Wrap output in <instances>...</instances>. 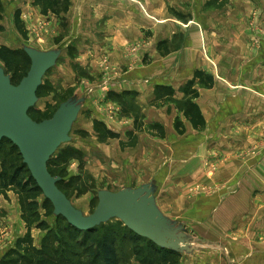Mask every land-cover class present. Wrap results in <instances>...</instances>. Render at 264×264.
<instances>
[{
    "label": "rangeland",
    "instance_id": "374dc122",
    "mask_svg": "<svg viewBox=\"0 0 264 264\" xmlns=\"http://www.w3.org/2000/svg\"><path fill=\"white\" fill-rule=\"evenodd\" d=\"M5 2L6 9L0 19V43L14 49L57 54L55 64L43 77L37 100L32 106L38 120L51 118L62 106H79L77 119L69 132L70 139L63 142L54 154L66 148L76 151L64 164L68 175L63 188L73 206L84 216H88L96 210L99 193L102 191L118 192L126 186L137 189L145 184H157L154 206L168 218L171 228L177 230L176 234L184 235L178 238L182 250L177 251L152 241L148 236L131 231L118 217H110L94 228L97 230L95 235L99 239L104 236L115 239L120 264H146L154 256L151 242L162 249L179 252L181 257L178 264H241L239 258L243 257V252L238 251L237 247L240 246L238 241L243 237L234 229L239 213L235 205L227 204L230 211H220L223 215L215 220L211 216L218 212V202L196 212L195 202L199 196L222 197L233 192L228 186L214 182L219 169V164L215 163L218 157H214L215 161H205L207 180H189L187 172L190 163L186 161L189 155H179L178 139L163 135L166 137H161L162 141H154L149 135L156 136V131L161 134V130L141 121L146 114L141 107L133 106L136 104L132 93L122 95L115 90L116 86L128 84V79L134 83L132 72L144 70L154 61L150 50H178L184 44V39L189 38V31L185 29L178 32V36L175 35V39L170 42L162 40V37L157 36L154 23L165 20L184 27L190 19H198L199 14L209 15L208 19H218L215 16L220 14L219 9L229 6L231 0H120L123 4L142 10L152 25L144 28L143 34L139 29L133 28L129 32V35H133L131 39L121 41V45L107 43L109 23L107 16L103 19L99 11L112 3V0H70L68 11H50L48 15L43 14L42 7L36 5L34 0ZM237 3L243 10L241 17L250 21L248 27L208 29L210 34L214 33V36L226 42L222 43L223 46L226 44L228 47L227 54L223 58L218 57L219 62L220 58L232 57L236 37L246 38L250 33L256 39L250 44L251 50L259 51L262 47L259 45L260 40L264 39V0H238ZM192 5L196 9L194 12L189 11ZM156 8L166 11H156ZM19 10L21 27L15 22V15ZM133 14L135 18L137 14ZM204 33H200L203 39L208 36ZM210 46L216 47L214 53L223 47L217 48V44ZM200 48L206 57L211 56L205 43H201ZM0 66L6 70L2 62ZM150 68L152 67L149 66ZM8 75L12 79L11 72ZM212 76L215 80V76ZM19 83L20 80L13 81L15 85ZM197 85L204 88L196 81L194 87ZM196 89L199 91V88ZM170 92V88L164 86L156 92L158 97L152 101L153 104L156 105L157 100L163 101L165 97L170 103V109L185 112L186 103ZM112 100L119 102L122 107L119 112L110 104ZM99 108L102 110L97 111ZM103 112L107 121L115 124V130L110 129L109 135L96 131L94 127L98 117L102 120L98 121L104 123ZM140 123L144 125L143 128L124 135V132L132 129L133 124L137 128ZM179 125L176 122L174 130L179 133L183 131L180 134L184 136L188 129L185 126L177 129ZM197 129L199 128L196 127L195 130ZM158 134L156 137L160 136ZM196 138L200 144H204V135L200 133ZM263 145L264 141L260 144L250 143L242 159L245 162L251 160L252 163L257 161L263 153ZM142 146H148L147 151L142 150ZM150 147L153 148L151 154L144 156L146 152H150ZM20 163L17 152L9 144H5L0 152V174L7 172L11 175ZM27 176L28 174L25 175ZM46 199L48 198L44 193L23 192L16 184L5 186L0 179V264H18V253L13 250L19 241L26 239L28 242V236L38 248L46 241H51L62 257L74 261L86 259L91 263L92 257L83 252L85 245H91L92 242L87 241L85 234L74 232L67 220L55 214L54 205L47 206ZM172 236L173 234L168 235V241H171ZM253 238V242L259 243L258 237ZM23 252L24 246L20 250V253ZM19 263L23 264L22 261Z\"/></svg>",
    "mask_w": 264,
    "mask_h": 264
},
{
    "label": "crops",
    "instance_id": "0c3cea01",
    "mask_svg": "<svg viewBox=\"0 0 264 264\" xmlns=\"http://www.w3.org/2000/svg\"><path fill=\"white\" fill-rule=\"evenodd\" d=\"M195 1L197 2V0ZM237 1L231 0L229 6L219 9L220 14L215 16L218 19H208L209 15L199 14L198 19L190 17L192 19L186 22L184 27L176 22L165 20L154 23L157 36L162 37V40L170 42L175 39L174 36L178 32L185 29L189 31V38L184 39V44L178 50L171 52L165 49L150 50L154 61L144 70L132 72L134 83L128 79V84L116 86L115 90L117 94L122 95L132 93L133 101L136 104L133 106L141 107L146 114L145 119L143 118L144 120L141 119V121L161 130V134H158L157 131L154 134L160 135L158 137L149 135L154 141H162L161 137L167 135L178 139L179 155H189L186 160L190 163L187 172L189 180H207L208 169L205 161L208 159H211L209 162L215 161L214 157H218L215 163L219 164V169L214 182L228 186V189L233 192H228L222 197L199 196L195 202L196 212L202 211L204 206L218 202L220 208L218 207V212L211 216V219L215 220L227 210L230 211L227 204L235 205L239 213H237V224L234 229H237V232L241 233L243 237L238 241L240 246L237 247V250L243 252V257L239 260L241 264H264V256H262L264 241H261L264 240V145L263 153L257 161L252 163L251 160L245 162L246 160L242 159L243 153L247 152L250 143L260 144L261 141H264V41H261L264 39L260 40L259 47L261 45L262 47L259 51L254 48L256 51L254 55L255 51L251 50L250 44H253L256 39L250 33L246 38L236 37L234 39L235 51L231 54L232 57L222 59L228 52L227 45L223 46L222 44L226 42L208 31L212 28L240 29L249 26L250 21L241 17L243 10ZM141 6L145 7L143 3ZM190 7L189 11L196 10L194 5ZM146 8H149L148 5ZM99 11H101L103 19L106 18L104 16H107L108 19L110 31L107 43L109 45H121V41L130 40L133 35H129V32L133 28L139 29L138 31L143 34L144 28L152 26L142 10L129 4H123L120 0H112V3ZM146 11L148 10L146 9ZM156 11L164 12L166 10L156 8ZM133 13L137 14L135 18ZM214 32L217 31L214 30ZM200 33L208 36L203 39ZM201 43L208 46L207 52L211 55L210 57H206L201 50ZM214 44H217V48L223 47L214 53L216 47L210 46ZM165 54L167 55L165 56ZM219 56H222L221 62L217 61ZM216 63L218 64L216 65ZM149 66L152 68L149 69ZM196 71H203L215 76V84L212 88L196 86L199 88L200 96L194 101L200 107L205 121V126L197 130L184 111L169 108L170 103L166 101L165 97H163V101L157 100L156 105L152 102L158 97L156 92L163 89L164 86L170 88L174 97L185 102L184 86L194 79ZM110 104L116 107L115 111L119 112L122 108L116 100L110 101ZM101 110L99 108L97 111ZM100 115L102 117V114ZM105 116L106 114L103 112L104 123L109 129L115 130V124L107 121ZM97 119L101 120L100 117ZM176 122L180 124L177 129H182L183 126L188 129L186 134H183L187 135L186 137L181 136L180 133L183 131L175 132ZM133 125L131 130L124 132V135L144 127L142 123L137 128ZM200 129L201 131L198 132ZM151 131L153 130L151 129ZM200 133L204 135V144H200L196 138ZM147 149L148 146H142V150L147 151ZM152 150L153 148L150 147L148 150L150 152H146L147 154L145 153L144 156H149ZM253 237H258L259 243L253 242Z\"/></svg>",
    "mask_w": 264,
    "mask_h": 264
},
{
    "label": "water",
    "instance_id": "95a60500",
    "mask_svg": "<svg viewBox=\"0 0 264 264\" xmlns=\"http://www.w3.org/2000/svg\"><path fill=\"white\" fill-rule=\"evenodd\" d=\"M25 52L31 58V67L19 84H13L0 66V141L9 139L19 148L33 178L53 203L55 214L83 231L94 229L110 217H118L136 233L181 251L182 244L178 238L184 235L176 234L177 230L171 228L168 218L154 206L157 184H145L137 189L125 187L118 192L102 191L96 210L88 216L76 209L58 187L61 178L50 173L48 162L62 143L70 139L69 132L77 119L79 106L68 104L60 107L49 119L34 120L29 110L37 100L43 77L55 64L57 54ZM170 234L173 236L168 241Z\"/></svg>",
    "mask_w": 264,
    "mask_h": 264
},
{
    "label": "trees",
    "instance_id": "16d2710c",
    "mask_svg": "<svg viewBox=\"0 0 264 264\" xmlns=\"http://www.w3.org/2000/svg\"><path fill=\"white\" fill-rule=\"evenodd\" d=\"M34 3L42 7L43 14L48 15L50 11L55 13L68 11L70 0H34ZM5 5V0H0V19L3 17V13L6 9ZM15 22L17 26L21 27L22 20L20 10L15 15ZM0 62L5 65V71L7 74L11 72L12 83L14 80L21 81L27 75L31 67V58L25 52V50L14 49L6 45H2L0 47ZM196 81L197 84H200L204 88H211L214 86L215 80L212 75L206 72L196 71L194 79L190 80L184 86V92L186 94L185 114L196 127L203 128L205 126L204 117L200 107L194 101V99L199 97L198 89L194 88ZM29 115L34 120L40 122L32 108L29 110ZM94 126L98 132H103L108 135L111 133L110 129H108V127L101 121L96 120ZM5 144H9L12 149L17 152L21 159V163L13 169L11 175H9L7 172L0 174V179L4 181L5 186L16 184L23 192L42 194L43 191L39 187L37 181L33 178L28 166L24 163L19 148L11 140L5 138L0 141V152L2 151ZM75 152V150L70 148L62 149L59 151V153L53 155L48 162V169L50 173L54 176L61 177L60 181L58 182V187L64 193L65 191L63 185L65 183L66 176L68 175L64 164L75 155ZM26 174H28L27 177H25ZM46 204L47 206H49L48 204H52L53 206V203L49 199H46ZM68 224L70 228L74 230V232L85 234L87 241L92 242L91 245H85L83 252L85 255L87 254L88 256L92 257L91 263H88L86 259L74 261L62 257L60 251L54 247V244L51 241H46L40 248H38L33 244L32 238L30 236H28V242L26 239L19 241L17 247L13 250L14 253H18V259L16 262L18 264H20L19 262L21 261L23 264H120L117 243L113 237L104 236L102 239H99L95 235L97 231L96 229L83 231L77 229L69 222ZM21 242H27V244H20ZM151 243L154 246H151L154 256L148 261L145 260L146 264H178L179 258L181 257L179 252L162 249L154 245L153 242ZM22 245L24 246L23 254L20 253L21 248L23 249Z\"/></svg>",
    "mask_w": 264,
    "mask_h": 264
}]
</instances>
